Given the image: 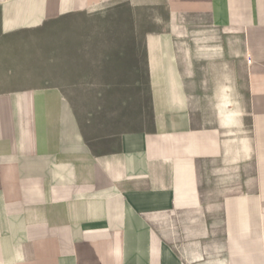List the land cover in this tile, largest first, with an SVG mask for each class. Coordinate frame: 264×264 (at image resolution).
<instances>
[{"label":"crops","instance_id":"obj_1","mask_svg":"<svg viewBox=\"0 0 264 264\" xmlns=\"http://www.w3.org/2000/svg\"><path fill=\"white\" fill-rule=\"evenodd\" d=\"M0 264H264V0H0Z\"/></svg>","mask_w":264,"mask_h":264},{"label":"rangeland","instance_id":"obj_2","mask_svg":"<svg viewBox=\"0 0 264 264\" xmlns=\"http://www.w3.org/2000/svg\"><path fill=\"white\" fill-rule=\"evenodd\" d=\"M114 17L113 9L109 8L89 17H73L45 26L43 30L34 36L38 42H40V45L36 47L35 56H39L41 60V63H36L35 65L39 67L43 73L50 70L51 74H53L52 76L57 78L59 73L65 69V44L67 41L71 38L81 39L88 35L90 38H103L105 34L107 36L108 33H110L112 37L113 32H108V29L112 30L111 24L114 23ZM108 24H110L109 27ZM87 30H89V32ZM240 38L241 33L235 35V41ZM139 66L142 67L141 63H139ZM101 81H104L105 85H110L113 80L106 79ZM137 82V102L139 106H136V109L140 115L143 110V106L140 105L145 99V94H143L145 90L144 79H138ZM138 117L140 118V116Z\"/></svg>","mask_w":264,"mask_h":264}]
</instances>
